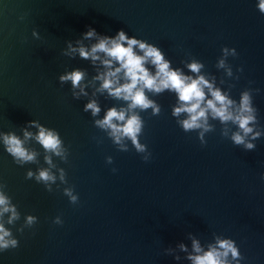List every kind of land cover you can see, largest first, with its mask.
Here are the masks:
<instances>
[{"label": "water", "instance_id": "95a60500", "mask_svg": "<svg viewBox=\"0 0 264 264\" xmlns=\"http://www.w3.org/2000/svg\"><path fill=\"white\" fill-rule=\"evenodd\" d=\"M258 0H0V131L22 137L26 122L37 119L56 129L69 149L67 162L53 157L66 172L67 184L57 180L49 192L29 168L46 167L43 149L39 163L17 165L0 143V181L17 205L21 218L12 229L15 249L0 252V264H190L178 245L191 251L189 233L203 245L214 234L233 239L243 257L240 264H264V135L248 151L215 131L184 132L172 116L175 93L151 96L161 106L141 112L144 130L140 141L151 152L145 162L129 141L120 151L106 133L94 126L83 106L89 97L74 99L71 83L61 84L65 70L96 74L88 60L63 55L66 41L82 39L88 27L97 33L128 35L161 48L173 67L188 69L193 57L203 71L217 77L224 90L239 100L246 88L253 91L258 122L264 129V14ZM40 38L32 35L33 30ZM84 41L88 46L94 43ZM235 48L228 57L234 77L217 69L221 49ZM242 67L243 71L237 69ZM190 74V73H188ZM225 79L220 84L221 78ZM99 83V82H97ZM102 118L108 107L124 102L96 93ZM36 131V129H30ZM101 141L98 143L97 141ZM112 156L108 164L106 157ZM116 171L113 172L112 169ZM55 171V169H53ZM59 185V187H57ZM73 187L78 202L64 195ZM27 214L38 220L18 232ZM60 216L62 224H55ZM173 249L177 261L166 249Z\"/></svg>", "mask_w": 264, "mask_h": 264}, {"label": "clouds", "instance_id": "9594fccd", "mask_svg": "<svg viewBox=\"0 0 264 264\" xmlns=\"http://www.w3.org/2000/svg\"><path fill=\"white\" fill-rule=\"evenodd\" d=\"M257 8L264 14V0H258ZM32 35L40 38L35 29ZM95 39L90 46L84 41ZM67 47L62 53L68 57H76L88 60L96 69V74L89 80L87 70L79 67L65 70L58 77L61 84L71 83V95L74 99L89 97L88 88H93L91 97L83 106L84 112H90L94 119V126L106 133L113 144L120 151H129V141L137 153L142 154V159L147 162L151 152L145 143L140 141L144 130V119L140 115L151 109V115L158 116L161 106L151 96H157L165 92L175 93L176 103L172 105V116L184 132L198 133L202 145L206 144L205 134L215 131V125L211 121H218L222 126L220 135L230 139L234 145L252 151L256 148V141L264 135L258 122V109L253 104V91L259 89L246 88L240 92L239 100L232 98L229 85L228 90L217 85V77L203 71L205 65L202 61L192 58L185 61L184 66L188 73L180 67H173L172 62L166 58L164 51L156 44L145 39L128 35L123 29L109 36L99 34L91 26L82 34V39L75 43L66 41ZM222 55L218 57L216 68L223 69L225 76L234 77L228 57L238 55L235 48L224 46ZM242 72L243 68L237 69ZM239 79V76H235ZM99 82V83H97ZM222 77L219 81L224 84ZM96 93H107L111 97L124 103L108 107L102 118H99L101 106L95 98ZM36 129L31 131L30 129ZM22 137L15 131H0V143L6 152L11 155L17 165L39 163L41 153L32 147V142L38 143L43 149V160L46 167H38L35 171L29 168L26 179H35L42 183L51 192L52 185L57 180L61 184H67L65 169L58 167L53 157L67 162L69 149L65 146L59 132L45 126L39 120L33 119L26 122L21 128ZM100 143L101 141H97ZM106 162H113L112 156L106 157ZM55 169V171H53ZM116 171L115 168L112 169ZM261 179L264 180V174ZM59 187V185H57ZM7 185L0 181V252L15 249L19 246L18 239L13 235L12 229L6 225H15L21 218L17 205L6 191ZM63 193L73 204L78 202V195L73 187H64ZM35 215L27 214L24 223L17 228L23 233L25 228H31L37 223ZM55 224H62L60 216L55 217ZM191 239V251L184 243L178 245L181 252L190 264H240L243 259L236 242L220 234H214V240L203 245L193 234ZM174 259H181L174 250L166 249Z\"/></svg>", "mask_w": 264, "mask_h": 264}]
</instances>
